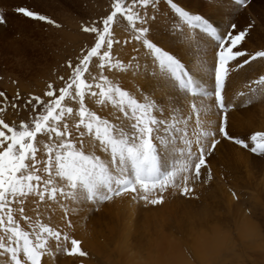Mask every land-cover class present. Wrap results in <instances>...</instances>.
Masks as SVG:
<instances>
[{"label":"rangeland","instance_id":"rangeland-1","mask_svg":"<svg viewBox=\"0 0 264 264\" xmlns=\"http://www.w3.org/2000/svg\"><path fill=\"white\" fill-rule=\"evenodd\" d=\"M22 1L13 6L14 3L11 5L0 0V13L5 16L6 12L26 7L55 23L19 15V18L23 16L27 21L29 19L30 30L22 29L14 38L30 43L27 46L29 50L27 56H21L24 61L21 66L12 68L10 63H0V70L5 71L1 70L0 91L5 92L9 100L17 93L24 100L30 96L47 99L44 94L48 91V85L51 83L57 90L63 87L64 81L60 78L66 79L70 74L69 62L77 63L82 50L90 48L95 42V34L84 32L83 26H90L93 21L102 26V20L112 11L113 0ZM179 2L187 9L206 11L207 0ZM156 17L151 26V36L159 46L176 53L182 61L188 62L190 59L191 62L187 63L189 69H195L198 64L209 59L206 54L212 47L210 37L195 27L187 26L167 9L158 10ZM231 19L238 25V29H244L249 23L253 25L240 48L247 55L230 65L233 70L226 80L224 93L228 109L227 130L230 135L244 139L249 147L246 149L219 136L220 113L215 107L214 97L198 93L185 94L183 90L169 85L164 91L170 90L172 94L165 96V99L175 101V104L165 106L166 115L170 124L179 122L178 127L182 131L176 135L186 133V138L193 141L194 153L197 152L196 137L204 131H214L217 133L216 138L221 139L214 152L206 157L207 164L201 179L190 182L189 187L194 189L192 195H181L177 189L169 188L161 204H145L143 201L132 200L130 195H124L99 206L91 203L70 205V209L75 207L77 211L69 210L67 214L55 202L47 206L41 203L37 212L33 202L27 209L32 226L38 230V222L48 224L61 231L60 243L63 247L70 248L74 238L80 241V248L86 253L83 257L69 256L64 252L53 255L57 242L49 240L50 251L41 257V264H178L171 256L180 253L189 264H264V155L250 151L254 146L250 140L251 135L264 132V94L258 91L253 96L251 92L253 88L264 87L256 83L264 76V58L237 67L255 52L264 50V0H251L247 9L237 12ZM227 20L225 18L226 24ZM111 28L113 38L119 41L114 44L113 58L128 63L138 56L141 68L139 74L131 70L127 73L120 70L105 71L104 74L138 99L147 93H154L159 98L162 90L159 83L150 78L152 68L145 61L146 50L133 40L131 26L118 15ZM186 35L191 37V51L187 54L182 47ZM0 55L2 62L3 58L7 62L11 60L10 53ZM98 63L95 57L90 62L91 74H85L89 81L93 75H99ZM4 76H12L15 80L11 81ZM194 78L202 87L212 90L213 81L207 76ZM250 96L252 103L248 104L246 101ZM66 103L78 109L75 102ZM0 106H5L3 98H0ZM86 106L109 120L114 121L113 114H118L111 105L101 107L90 94L86 97ZM30 116L31 108H25L23 100L18 102L16 109L8 105L6 111L0 113V119L14 125L29 120ZM77 119L76 116L68 118L70 127L74 128ZM171 138L165 134V139ZM40 141L39 158L43 159V143L46 139L40 137ZM175 144L177 150L164 155L165 167H178L183 159L179 152L184 147L183 141L177 139ZM97 155L105 161L110 159L109 154L99 149ZM209 170L211 180H208ZM181 181L182 177H178L177 183ZM12 207L16 210L19 205ZM16 219L21 221L25 230L31 231L29 222L23 221L18 213ZM241 229L248 233V237H239ZM0 236H4L2 230ZM64 236L68 239L64 240ZM205 238L218 239L219 247L215 249L213 244L206 245V250H209L203 252L206 256L204 261H200L192 245L194 242H204ZM0 253H3V249H0ZM0 264H10V256L0 255Z\"/></svg>","mask_w":264,"mask_h":264},{"label":"snow or ice","instance_id":"snow-or-ice-1","mask_svg":"<svg viewBox=\"0 0 264 264\" xmlns=\"http://www.w3.org/2000/svg\"><path fill=\"white\" fill-rule=\"evenodd\" d=\"M250 4L251 0H207L206 11L201 12L187 9L179 0H160L159 3L157 0H113L112 11L102 20V26L95 21L83 26L84 32L95 34V42L82 50L77 63L69 62L70 74L66 79L60 78L64 81L63 87L57 90L50 83L44 94L47 99L30 96L24 100L17 93L9 100L5 92L0 91L5 105L0 106V113L5 112L8 105L16 109L21 100L25 108H31L30 119L18 125L0 119V230L4 233L0 236V249H3L0 255L10 256V264H41V257L50 251L49 240L57 242L53 255L60 252L69 256L86 255L80 248V241L73 238L70 248L63 247L61 231L39 222L38 230L32 226L27 209L33 202L37 212L41 203L47 206L55 202L67 214L69 210L77 211L75 207L70 209V205L91 203L99 206L124 195L145 204H161L169 188L177 189L181 195H192L194 189L189 187L190 182L201 179L206 157L214 152L221 139L216 138L214 131H204L196 137L197 152L194 153L193 141L186 138V133L176 135L182 131L179 122L170 124L166 115L165 106L175 104L165 99L172 94L170 90L164 91L169 85L185 94L214 97L220 113L219 136L246 149L249 147L244 139L230 135L227 130L224 93L226 80L233 70L230 65L247 55L240 48L253 27L249 23L244 29H238L231 18ZM164 9L211 38L212 47L206 54L209 58L206 62L189 69L190 59L182 61L176 53L165 50L152 39L151 26L157 19L156 13ZM15 11L28 18L55 23L26 7H18ZM118 15L131 26L133 40L146 50L145 61L152 68L150 78L157 81L162 90L159 98L147 93L138 99L104 74L116 70L139 74L141 68L138 56L128 63L113 58L114 44L119 41L113 38L111 26ZM225 18H228L227 24ZM4 23L6 18L0 13V25ZM182 47L185 54L191 51V37L186 35ZM94 57L99 60V75H93L89 81L85 74H91L89 64ZM257 58H264V50L255 52L237 67ZM194 76L211 79L212 90L198 84ZM256 83L264 85V76ZM258 91L264 94V87L251 89L253 96ZM89 94L101 107L111 105L116 109L118 114H113L114 121L86 106ZM66 101L75 102L78 109L68 106ZM246 103H252V96ZM73 116L78 117L74 128L68 123V118ZM165 134L172 138L165 139ZM40 137L46 139L43 159L39 158ZM177 139L184 144L179 149L183 159L178 167H165L164 155L177 150ZM250 140L254 145L250 151L264 155V132L252 134ZM97 149L109 154L110 159H102ZM178 177H182V186L177 183ZM211 178L209 170L208 180ZM13 205H19L18 209L14 210ZM17 213L23 221L29 222L31 231L21 226V221L16 219ZM63 239L68 238L64 236Z\"/></svg>","mask_w":264,"mask_h":264},{"label":"bare ground","instance_id":"bare-ground-1","mask_svg":"<svg viewBox=\"0 0 264 264\" xmlns=\"http://www.w3.org/2000/svg\"><path fill=\"white\" fill-rule=\"evenodd\" d=\"M19 1H22V0H4V2L11 4V5L14 3L13 6H16V3L17 2L19 3ZM19 15L20 14H18L15 10H12L9 13L6 12L5 13L6 23H4L3 25H0V53L4 54L3 56H5V54H8V53H10L12 55L11 60H9L8 62L2 56L4 61L3 62L0 61V63H2V64L3 63H7V64L10 63L9 66L12 68L15 67L16 65L21 66L22 64H24V61H22L21 56L22 55L27 56L26 53H28V50H29L27 46L30 45V43H28V42L24 43V42H20L17 39H15L16 36L18 35V32L19 33L22 32V29L30 30V24H28V23H30L29 19L27 21L26 18H24L23 16H20L21 18H19ZM18 20L20 22H18ZM22 20H23V23H22ZM0 58H1V55H0ZM27 64H28V62H27ZM1 70H0V75H1ZM2 71H4V70H2ZM5 78L10 79L11 81L15 80L12 76H6ZM53 220H55V219H53ZM248 232H251L250 234H253L252 231H248ZM239 237L241 239L248 237V233L242 230L239 232ZM217 240L218 239H216V238H214L213 240H206V238H205L204 242L203 241H201L200 243L194 242L192 245V249L197 254L196 257L200 261H204L206 255L203 252L209 250V249L206 250L207 249L206 245L213 244L215 246V249H216L219 247V245H218L219 243H217ZM210 245L208 247H210ZM214 251H216V250H214ZM176 253H179V252L176 250ZM171 258H173L175 263L189 264L188 260L181 253L178 254V256L173 255V256H171Z\"/></svg>","mask_w":264,"mask_h":264}]
</instances>
